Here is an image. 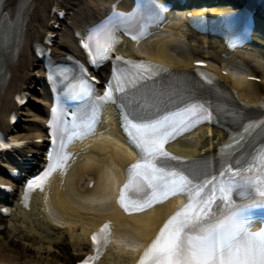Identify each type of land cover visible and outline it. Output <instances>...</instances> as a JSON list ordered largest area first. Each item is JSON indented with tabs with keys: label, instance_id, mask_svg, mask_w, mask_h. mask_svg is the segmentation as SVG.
Here are the masks:
<instances>
[{
	"label": "snow or ice",
	"instance_id": "6c2138e0",
	"mask_svg": "<svg viewBox=\"0 0 264 264\" xmlns=\"http://www.w3.org/2000/svg\"><path fill=\"white\" fill-rule=\"evenodd\" d=\"M167 10L164 6H157L156 15ZM126 23L136 27L138 34L132 35L133 40L147 34L148 23L139 12H115L82 38V47L94 67L111 58L120 42L117 32ZM115 59L122 61L125 67L117 66L114 79L104 95H94L95 89L90 81L96 78L88 74L87 68L81 67L79 79L66 85L69 98L84 101L89 111L83 116H74L69 122L59 101L52 109V148L47 154L48 164L40 175L29 181V192L35 188L43 190L54 172L66 170L71 158L67 152L69 144L93 130L103 106L115 103L114 93H120L122 100L127 101L126 106H131L134 112L149 110L147 102L134 90L168 70L152 62L125 60L120 56ZM67 73L68 69H52L49 79L53 82L57 76L67 79ZM200 75L207 83H213L209 76ZM24 102L19 99V103ZM259 107H264V103ZM125 115L127 134L140 156L128 169L127 182L118 199L120 207L129 214L140 213L174 196L186 198V203L166 220L143 249L136 264H264V228L253 230L255 216L264 217V144L255 149L243 164L234 167L226 163L217 176L201 179L195 172L186 173L172 165L170 161L183 158L167 151L166 145L195 123L211 118L208 107L194 102L152 118ZM261 124L264 121L250 122L244 127V133L251 134ZM243 138L241 136L240 140ZM239 142L236 140L224 148H234ZM23 144L21 141L15 146ZM13 146L0 138V149ZM237 200L241 202L237 203ZM257 209L259 213L255 211ZM112 243V224L108 222L92 234L94 254L81 264H96Z\"/></svg>",
	"mask_w": 264,
	"mask_h": 264
},
{
	"label": "bare ground",
	"instance_id": "6f19581e",
	"mask_svg": "<svg viewBox=\"0 0 264 264\" xmlns=\"http://www.w3.org/2000/svg\"><path fill=\"white\" fill-rule=\"evenodd\" d=\"M19 1L22 0H7L6 2L7 6L12 9L17 6ZM107 1L111 0H32L23 15L18 17L16 32L20 39L14 36L13 44L9 47L0 43L1 66L5 69L4 73L0 75V130L5 133L10 130L8 116L15 94L25 91L28 81L40 85V96L32 98L36 104L37 112L28 111L24 118V121L31 122L30 125L34 128L26 126V124L20 127V130L33 132L25 134L18 131L13 135L15 139L27 141L29 145L28 150H18L15 153L16 164L26 166L22 170L23 175L33 170L39 163L45 139L39 140L44 138L43 124L45 120L43 115L47 113L46 106L48 105L46 103L48 94L43 87L42 66L31 52L32 45L43 41L44 35L50 32L59 37L53 46L57 56L77 53L75 40L72 37L74 31L93 22L101 7L106 6ZM53 5H57L67 12V22H61L62 27L64 26L63 30H53V24H50V10ZM212 12H216V10ZM183 22L184 17H172L170 25L175 29L173 27L166 29L167 32H172L177 37L179 36L178 38L184 39L192 45L191 54L185 55L181 60L173 57L170 47L175 42L171 40L158 41L152 46L146 45L145 42L135 46L127 45L123 51L129 56L143 53L173 69L189 71L193 70L195 61L215 62L219 65V68H216L219 77L235 88L242 100L257 102L264 95V63L258 60L260 56L249 57L248 54L238 51L235 54H228V58L224 59L222 58V47L217 41L195 36L187 39L186 35L181 32L182 30H176ZM61 31L64 33L62 34ZM180 39L176 40L179 42ZM7 51L10 52L6 53ZM240 58L242 60L249 59L245 62L240 61L245 74L228 68ZM224 71L227 72V75L222 74ZM249 76L260 78V83L249 81L247 79ZM195 137L198 141L196 146L178 152L190 156H201L202 151L207 153L214 151L224 139L221 132L210 128L200 129L193 139ZM208 137H211V140H216L217 143L207 144ZM37 139L38 142H35ZM86 149H88V154L79 157L73 163L66 177L62 180H53L48 191L44 195H37L29 207L31 211L36 203L44 209L47 215H60L61 225L71 234L75 256L69 257L57 252L55 249L59 241H52L47 237L41 238L39 242L33 240L30 244L26 243L28 239L18 226L19 237L21 241L24 239L25 242H17L16 239L0 241L1 263H19L20 257H24L25 264H73L89 247V233L106 219L113 221L116 239L99 264H128L134 255L132 249H138L137 243L148 241L153 235L166 211L170 208V204L143 215L123 216L114 206L113 189L122 176L121 170L129 162V153L108 134L94 139ZM8 160L9 155H6L3 160L4 164H0V182L2 183L6 182L1 174H3L2 169L7 168ZM91 181L94 182V185L89 189L88 185ZM14 196L16 195H9L3 200V203ZM13 210L20 214V216H16L12 211L11 218L15 216V223L28 221L30 211L19 205ZM6 222V218L0 216V228L5 226ZM14 226L16 227V224ZM79 229L81 235H74V232ZM32 230H34L33 226ZM1 235L0 233V239H2Z\"/></svg>",
	"mask_w": 264,
	"mask_h": 264
},
{
	"label": "rangeland",
	"instance_id": "374dc122",
	"mask_svg": "<svg viewBox=\"0 0 264 264\" xmlns=\"http://www.w3.org/2000/svg\"><path fill=\"white\" fill-rule=\"evenodd\" d=\"M63 33L64 32L62 31V34ZM178 37L172 32L154 34L151 38L146 40L145 44L152 46L158 41L171 40L172 42H175L174 44L179 47L172 52V55L174 58L181 60L185 55H190L192 49L190 48V45L184 41V39H180ZM173 38L180 39V41L178 42L176 39L173 40ZM258 60L263 62L261 59ZM39 91L40 85H37V83L32 84L30 83V81L27 82V84L25 85V92L28 94L30 102L27 104V107L22 111L20 124L17 127H10V130L8 132L10 135H14L18 131H21L25 134H31L33 132L20 130V127H23L25 124L26 126H31V122L24 121V118H26L25 113H27L28 111H31L33 113L37 112L35 110L36 104L34 103V100L32 98H38L40 96ZM31 127L32 129L34 128L33 126ZM14 214L16 216H20V214H18V212L16 211L14 212ZM6 220L7 222L5 226L0 228V233L2 234V239H0V241H9L10 239H16L17 242L24 243L25 240L23 239V241H21L19 237L20 234L18 233L19 231L17 229L19 226V230L25 233L27 239L29 240H27L26 243L30 244L33 242V240L39 242L41 238L47 237L49 240L57 242L59 241L57 248L55 249L57 252L67 255L69 257L75 256V251L73 250L71 242L72 240L70 237L71 234L67 232L65 228L61 225L59 214L55 216H49L45 213L43 208H41L38 204L35 203L31 211L29 212L28 221H25L24 223L21 221L15 223V216H13L12 218H6ZM14 224H16V227L14 226ZM47 224L51 225L53 228H50ZM32 226L34 230H32ZM74 235H81L80 229L76 230V232H74ZM45 245L47 246V243ZM126 250H128V248H126ZM24 260V257H20L19 262L24 263Z\"/></svg>",
	"mask_w": 264,
	"mask_h": 264
}]
</instances>
